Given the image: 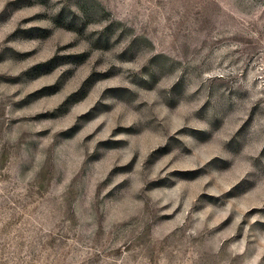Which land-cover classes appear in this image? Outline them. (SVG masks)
Returning <instances> with one entry per match:
<instances>
[{"label": "rangeland", "instance_id": "rangeland-1", "mask_svg": "<svg viewBox=\"0 0 264 264\" xmlns=\"http://www.w3.org/2000/svg\"><path fill=\"white\" fill-rule=\"evenodd\" d=\"M0 264H264V0H3Z\"/></svg>", "mask_w": 264, "mask_h": 264}, {"label": "snow or ice", "instance_id": "snow-or-ice-1", "mask_svg": "<svg viewBox=\"0 0 264 264\" xmlns=\"http://www.w3.org/2000/svg\"><path fill=\"white\" fill-rule=\"evenodd\" d=\"M3 0H0V4H2Z\"/></svg>", "mask_w": 264, "mask_h": 264}]
</instances>
